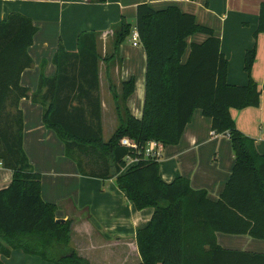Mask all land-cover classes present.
<instances>
[{
  "label": "trees",
  "instance_id": "16d2710c",
  "mask_svg": "<svg viewBox=\"0 0 264 264\" xmlns=\"http://www.w3.org/2000/svg\"><path fill=\"white\" fill-rule=\"evenodd\" d=\"M134 26L146 52L143 113L136 117L125 104L135 89L132 76L122 82V102L112 92L120 123L105 140L99 32L81 31L76 51L60 43L53 56L55 73L42 72L37 90L30 94L21 75L33 63L28 49L38 28L21 12L0 21V164L13 171L12 182L0 189V253L21 248L56 264H91L69 245L72 220L58 221L57 205L42 198L41 174L33 169L23 146L19 102L27 97L44 105V123L62 138L66 155L76 160L82 174L113 177L138 209L154 208L136 236L138 264H264V252L226 248L217 240L218 232L264 239V153L257 150L253 137L237 128L231 114L232 108L260 105L261 91L252 77L256 45L245 52L248 83L231 84L220 38L194 13L176 5L155 9L140 3L135 25L122 16L114 27L115 51ZM263 32L264 1L254 38ZM195 33L208 37L188 45L187 38ZM196 109L211 119L213 133L229 135L234 151L232 173L219 198L193 188L184 176L165 181L159 159L142 160L123 171L130 150L120 144L122 137L139 144L150 139L177 144ZM87 155L89 161L83 159Z\"/></svg>",
  "mask_w": 264,
  "mask_h": 264
},
{
  "label": "crops",
  "instance_id": "0c3cea01",
  "mask_svg": "<svg viewBox=\"0 0 264 264\" xmlns=\"http://www.w3.org/2000/svg\"><path fill=\"white\" fill-rule=\"evenodd\" d=\"M232 1L0 0V21L12 12H21L30 16L38 28L34 42L28 49L33 63L21 75V84L30 89V94L37 90L42 72L47 76L55 73L53 56L60 43L67 50L76 51L77 36L81 31L93 29L99 32L98 46L102 55L99 76L104 135L108 124L112 126L113 134L120 123L110 86H113L122 102V82L132 76L136 77L134 92L126 99L125 104L136 117H141L143 113L146 52L142 47L140 60L143 65L140 76L134 74L133 68H126L124 50L122 54L120 50L123 43L117 51L114 45V27L122 16L132 20L135 25L137 6L144 2L155 9L176 5L182 11L194 13L200 24L213 28L215 35L220 38L221 51L228 59L229 83H248L249 76L244 70L245 52L256 45L257 55L252 67V77L261 91L260 105L243 109L232 108L231 114L237 128L253 137L257 150L264 153V32L254 38L260 5L264 0H235V7ZM234 8L237 12L231 17ZM202 12L212 15L215 20H201L199 13ZM134 29L135 26L133 31ZM207 37L206 34L195 33L187 38V42L188 45L192 42L201 43ZM188 54L189 51L185 53L184 59H187ZM110 55L114 57L105 61V57ZM123 59V66H118ZM132 59L130 57L129 61L132 62ZM104 73L108 77V94L114 107L112 115L106 109L107 93L104 92L103 96ZM19 108L23 112L24 120V150L33 169L41 174L42 198L57 205V219L72 220L70 247L91 264H138L141 256L136 236L138 230L150 221L154 208L138 209L113 177L101 178L82 174L76 160L66 155L62 138L56 130L44 123L43 104L23 97ZM159 161L160 174L165 181L184 176L190 180L193 188L206 189L210 198L217 199L232 173L235 156L229 135L213 133L211 119L200 109H196L180 141L166 145ZM12 179L13 171L0 164V189L7 187ZM217 240L226 248L264 252V239L248 234L218 232ZM0 264L56 263L44 260L39 255L29 254L21 248H14L8 255L0 253Z\"/></svg>",
  "mask_w": 264,
  "mask_h": 264
},
{
  "label": "rangeland",
  "instance_id": "374dc122",
  "mask_svg": "<svg viewBox=\"0 0 264 264\" xmlns=\"http://www.w3.org/2000/svg\"><path fill=\"white\" fill-rule=\"evenodd\" d=\"M232 5L233 7H235V0L232 1ZM236 12L237 10L234 8V13L232 15H230L231 17L235 16L236 15ZM224 14V13H223ZM227 16H229V13L227 14ZM199 17L201 20H205V19H211V20H215V18L206 13V12H202V13H199ZM130 22H133L132 20H129ZM208 21V20H207ZM256 30V29H255ZM196 35H201V34H196ZM143 46L140 44L139 46H134L132 44V34L127 37V39L123 42L120 50H121V54H122V51L124 50V54H123V58L125 59V62H126V68H133L135 71H134V74H139V76L141 75L142 73V65L143 63L141 62L140 60V55L141 53L143 52ZM189 48V47H188ZM189 49L186 51V53H188ZM130 57H133L132 59V62L129 61V58ZM124 59L121 60V63H118L117 65L118 66H123V63L124 62ZM186 59H184L185 61ZM144 65H146V58L144 59ZM117 67V66H116ZM145 68V67H144ZM145 70V69H144ZM136 72V73H135ZM103 84H104V88H103V96H105V93H107V97H108V101H106V109L107 111L109 112L108 114L112 115V113H114L113 111V105H112V101L109 97V94H108V80H107V75H105V73L103 74ZM136 78V77H135ZM110 90L111 92L114 91V88H112L113 86H110ZM105 92V93H104ZM99 94L101 95V91L99 89ZM106 123L108 124V122L106 121ZM112 130V126H109V124L106 126V131L104 133V138L106 140H108V138L111 136V131ZM90 155H87V156H83V159L85 161H89L90 160ZM82 158V156H81Z\"/></svg>",
  "mask_w": 264,
  "mask_h": 264
},
{
  "label": "built area",
  "instance_id": "2783aa9c",
  "mask_svg": "<svg viewBox=\"0 0 264 264\" xmlns=\"http://www.w3.org/2000/svg\"><path fill=\"white\" fill-rule=\"evenodd\" d=\"M132 41L134 45L140 44L139 32L136 28L132 33ZM120 144L130 150V153L124 157L125 166L123 170L138 164L142 160L160 159L166 146L162 141L156 139H150L144 144H139L129 136L122 137Z\"/></svg>",
  "mask_w": 264,
  "mask_h": 264
},
{
  "label": "water",
  "instance_id": "95a60500",
  "mask_svg": "<svg viewBox=\"0 0 264 264\" xmlns=\"http://www.w3.org/2000/svg\"><path fill=\"white\" fill-rule=\"evenodd\" d=\"M57 220H58V221H64L65 219H63V218H61V219H60V218H58Z\"/></svg>",
  "mask_w": 264,
  "mask_h": 264
}]
</instances>
